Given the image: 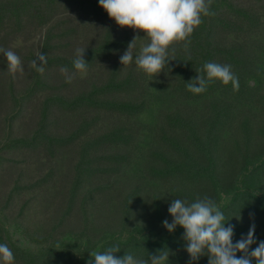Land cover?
I'll list each match as a JSON object with an SVG mask.
<instances>
[{"label": "trees", "instance_id": "1", "mask_svg": "<svg viewBox=\"0 0 264 264\" xmlns=\"http://www.w3.org/2000/svg\"><path fill=\"white\" fill-rule=\"evenodd\" d=\"M210 11L188 50L173 45L155 77L134 63L145 33L119 27L99 0H0V48L27 71L17 86L0 53V243L14 264H89L90 252L115 245L117 257L148 260L165 249L168 264H189L184 229L162 224L172 222L174 199L213 200L234 226L233 243L252 224L264 233V0H213ZM135 37L133 63L123 66ZM20 38L38 48L22 54ZM77 49L86 75L73 67ZM38 53L43 75L31 67ZM208 62L230 65L239 89L216 80L188 91ZM32 103L36 124L24 135L16 128ZM36 151L46 162L35 165ZM63 154L62 187L49 200ZM149 186L159 190L140 210Z\"/></svg>", "mask_w": 264, "mask_h": 264}, {"label": "clouds", "instance_id": "2", "mask_svg": "<svg viewBox=\"0 0 264 264\" xmlns=\"http://www.w3.org/2000/svg\"><path fill=\"white\" fill-rule=\"evenodd\" d=\"M212 2L213 0H99V5L119 27L142 31L149 41L142 46L134 60L133 50L139 38L135 37L120 57V63L123 66L129 65L134 60L139 70L156 77L171 61L169 50L171 49L172 54L175 52L172 46L183 42L184 50L187 51L191 43L189 37L202 23V17L215 14L210 11ZM0 53L6 58L10 74L15 76L24 71L21 59L14 51L0 48ZM84 53L85 49H77L73 60L74 69L81 75H86L88 68ZM46 64L47 57L44 53H38L37 58L31 61V67L41 75L45 72ZM202 71L206 73V78L197 72V77L187 83L188 91L193 94L204 93L208 84L216 80L224 85L231 83L234 91L239 89L238 77L232 72L230 65L208 62ZM61 72L65 75L66 82L71 83L74 74H69L67 68H62ZM168 212L172 222L165 219L163 227L169 233L174 232L177 226L184 229L183 239L190 257L189 264L202 256L208 257V264H252L253 260L255 264H264V241H260L257 247L249 251L250 246L256 243L255 225L252 224L246 237L233 243L234 226H225L229 220L225 222L224 213L210 198H197L191 203L174 199ZM120 250L115 245L103 252H90L94 259L89 264H168L170 255L164 249L149 256L148 260L127 252L124 256L117 257L115 253ZM237 252L243 255L237 257ZM14 260V254L8 245L0 243V262L14 264Z\"/></svg>", "mask_w": 264, "mask_h": 264}, {"label": "rangeland", "instance_id": "3", "mask_svg": "<svg viewBox=\"0 0 264 264\" xmlns=\"http://www.w3.org/2000/svg\"><path fill=\"white\" fill-rule=\"evenodd\" d=\"M20 43V44H19ZM19 43L16 44V47H20L21 46H26L24 48V50L22 51V54H26L29 50H36L38 48V45H39V41L37 39H32L30 40L28 43H25L26 45H24V42H23V39L20 38L19 40ZM24 67V65H23ZM26 75H27V71L24 69V71L22 73L18 72L15 74V80H16V84L17 86H22L25 82V78H26ZM36 103H32V104H29L27 106V108L24 110V113L23 115L21 116V120H20V125L21 126H18L16 129L19 131V132H22V134L26 135L27 132H29V129H31L32 127L35 126L36 124V115H35V108H36ZM26 128H29L28 130H26ZM17 131V132H18ZM20 135V133H19ZM18 135V136H19ZM39 151H36V152H33L31 153V155H34V160L35 161V165H37L36 162H42L44 161V157H42V155H39ZM65 154L62 155V157H60V163H59V167H58V181L57 183L54 184L55 187H53L50 191L49 194H46V195H50L49 196V200L52 199V197L56 196L58 194V192H60V189L62 187V179H63V176H64V171H66L67 169V165L65 164L66 163V156H64ZM46 162V160L44 161ZM159 189L157 188H152V187H148L146 189L145 187V191L143 193V198L141 199V203H140V207L139 209L141 210L142 209V205L145 204L146 202V196L148 195L149 192H158ZM161 193V192H160ZM48 206V204L46 203L43 208L44 211H46V207ZM32 215L33 217L35 218L34 221H37L39 222L38 220L41 219V216L43 215V211L41 209V207L39 206V208L37 209V212H36V209H34L32 211ZM254 236H255V239H256V243H254L253 245L250 246V249L249 251H251L252 249H254L255 247L258 246L259 242L260 241H264V233L261 229H259L258 227H255V233H254ZM243 255V253H240V252H237V257ZM254 261V260H253Z\"/></svg>", "mask_w": 264, "mask_h": 264}]
</instances>
